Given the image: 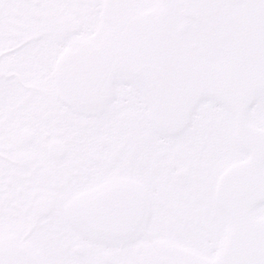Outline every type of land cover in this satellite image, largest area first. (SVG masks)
Listing matches in <instances>:
<instances>
[{"label":"snow or ice","instance_id":"obj_1","mask_svg":"<svg viewBox=\"0 0 264 264\" xmlns=\"http://www.w3.org/2000/svg\"><path fill=\"white\" fill-rule=\"evenodd\" d=\"M0 264H264V0H0Z\"/></svg>","mask_w":264,"mask_h":264}]
</instances>
